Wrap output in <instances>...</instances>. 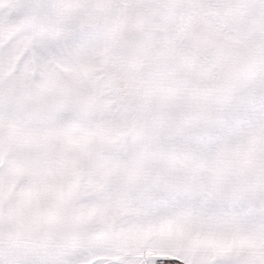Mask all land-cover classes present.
<instances>
[{
	"label": "snow or ice",
	"instance_id": "6c2138e0",
	"mask_svg": "<svg viewBox=\"0 0 264 264\" xmlns=\"http://www.w3.org/2000/svg\"><path fill=\"white\" fill-rule=\"evenodd\" d=\"M0 264H264V0H0Z\"/></svg>",
	"mask_w": 264,
	"mask_h": 264
}]
</instances>
